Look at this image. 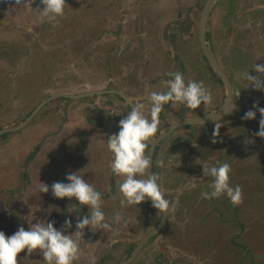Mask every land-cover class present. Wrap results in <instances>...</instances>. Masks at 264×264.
<instances>
[{"label": "rangeland", "instance_id": "374dc122", "mask_svg": "<svg viewBox=\"0 0 264 264\" xmlns=\"http://www.w3.org/2000/svg\"><path fill=\"white\" fill-rule=\"evenodd\" d=\"M205 1L66 0L59 24L47 23L44 29L46 22L36 9L43 8L40 0L31 11L14 7V0H0V128L19 125L42 100L56 93L115 89L134 105L145 104L147 114L151 92L166 91L162 81L169 79V71H180L186 82L203 81L212 91L213 103L195 111L165 105L158 134L172 121L212 112L223 104L225 89L198 40ZM225 1L214 7L208 33L221 65L233 76L234 90L241 94L233 97L220 119L179 127L158 146V182L176 208L165 230L131 264H264V174H259L264 168V139L254 135L261 116L257 111L255 120L242 119L247 111H256L254 104L264 108V91L236 78L244 70L258 75L253 65H264V0ZM244 54L247 64L240 59ZM129 111L117 94L56 99L25 127L1 136L0 231L11 236L21 226L29 230V223L43 220L54 222L59 230L70 219L73 227L67 233H74L77 216L88 215V206L80 208L75 198H55L51 185L68 183L66 176L79 172L102 193V210L116 231L85 229L82 254L75 264L124 260L130 246L161 217L150 200L138 206L120 205L107 139L119 132L120 121ZM215 123L222 124L220 142L212 143ZM197 159L210 165L230 164L232 186L239 185L249 194L248 199L242 190L244 202L235 207L239 214L226 196L202 198V193L211 191V178L203 177ZM251 176L258 179L252 182ZM40 183L50 191L40 192ZM61 201L66 204L58 206ZM116 213L123 217L119 225L111 220ZM88 233H94V238H86ZM18 261L43 264V256L27 257L25 250Z\"/></svg>", "mask_w": 264, "mask_h": 264}, {"label": "clouds", "instance_id": "9594fccd", "mask_svg": "<svg viewBox=\"0 0 264 264\" xmlns=\"http://www.w3.org/2000/svg\"><path fill=\"white\" fill-rule=\"evenodd\" d=\"M36 0H14V7L23 6L31 11ZM43 8L37 7L41 17L46 23L57 26L59 20L65 16L66 0H40ZM258 75H251L250 71L244 70L236 74V78L248 82L249 86L257 91H264V65L255 63L253 68ZM169 79L162 81L166 91H153L150 94V109L145 113V104L139 103L132 106L128 114L120 121L119 132L111 134L107 139V148L112 153L110 170L117 177L116 186L121 196L120 205L138 206L142 202L151 201L152 206L158 210V215L170 216L175 211V203L167 200L158 183L159 175L150 174L152 160L149 145L155 142L160 126V114L164 106L171 104L176 109L183 105L189 110L195 111L204 105L208 108L213 103V94L203 81H185L180 71H169ZM239 90H233V95L238 98ZM254 110H249L242 117L244 120H255L257 111L259 120V131L255 136L264 139V108L258 103L253 105ZM222 124L215 123L212 143L220 142V128ZM248 141H246L247 143ZM195 146V145H194ZM197 165L203 166V177L211 178L210 192L202 193L204 199H218L226 196L233 207L243 204V191L239 185L232 186L230 164L216 161L209 164L207 161H195ZM164 162L160 161L163 167ZM68 183L55 182L51 185V193L55 198L69 200L75 198L80 208L88 206L89 214L83 217L77 216L75 232L68 234L67 230L73 227L72 221L66 219L61 229L54 226V222L39 221L29 223V230L20 227L16 233L6 236L0 231V264H19L18 256L27 250V257L34 253L42 254L43 264H75L80 259L82 249L80 237H84L85 229L92 232L103 231L114 232L113 224L106 218L102 205V193L94 188L92 184L79 175V172H71L66 176ZM40 192L48 193L49 186L40 183ZM75 206V205H73ZM69 209V208H68ZM71 213V211H68ZM112 222L119 225L123 221L120 213L111 217Z\"/></svg>", "mask_w": 264, "mask_h": 264}, {"label": "water", "instance_id": "95a60500", "mask_svg": "<svg viewBox=\"0 0 264 264\" xmlns=\"http://www.w3.org/2000/svg\"><path fill=\"white\" fill-rule=\"evenodd\" d=\"M220 0H206L201 14L199 18V24H198V40L200 47L202 49V52L204 54V57L206 58L209 66L211 69L216 73L217 77L221 80L224 89H225V99L223 104L220 106V108L217 111L208 112L203 115L195 116V117H185L176 121H173L169 123L167 126L164 127V129L157 135V140L155 142H152V144L149 145L151 160H152V166L150 167V174H155L154 172V159H155V152L157 147L165 140L167 139L176 129L182 126L186 125H193V124H208L212 123L218 119H220L222 116L226 114V112L231 107V104L233 102V84L232 81L228 75V73L224 70L223 66L221 65L219 58L217 57V54L210 42V39L207 37L208 33V26L210 22V17L213 12L214 7ZM117 94L123 98V100L132 108L134 105L133 101L129 99L127 96H125L121 91L115 90V89H101V90H93V91H86L80 94H69V93H56L53 95H50L43 101H41L37 107L24 119L22 123L19 125L0 129V136L3 134H6L8 132H14L17 130L22 129L25 127L38 113L39 111L47 105L49 102H51L54 99L57 98H68V99H81L89 96L94 95H102V94ZM168 221V215L161 214V217L157 224H155L149 231L137 242L136 246L133 248L132 253L127 256L124 260L120 261L118 264H130L132 263L138 255L141 253V251L144 249V247L149 243V241L158 233L163 231L165 229V226Z\"/></svg>", "mask_w": 264, "mask_h": 264}, {"label": "trees", "instance_id": "16d2710c", "mask_svg": "<svg viewBox=\"0 0 264 264\" xmlns=\"http://www.w3.org/2000/svg\"><path fill=\"white\" fill-rule=\"evenodd\" d=\"M233 0H227V1H225L226 3H231ZM59 24V23H58ZM71 25H73V24H71ZM48 27V25H47V23L45 24L44 23V25H43V28L45 29V28H47ZM207 37L210 39V34L209 33H207ZM240 59L242 60V61H244L246 64L248 63V59H246V55L244 54L243 56L241 55V57H240ZM240 60V61H241ZM47 64H50V61H48V63ZM53 64V63H52ZM210 67V66H209ZM211 68V67H210ZM212 70V69H211ZM213 71V70H212ZM213 74L214 75H216V73L213 71ZM216 78L218 79V81L222 84V82H221V80L217 77V75H216ZM232 78H233V76H232ZM231 77H230V79H232ZM223 85V84H222ZM62 99V98H61ZM221 106V105H220ZM220 106H218L217 108H215L214 110H212V111H217L219 108H220ZM208 113V112H207ZM156 152H157V150H156ZM155 159H156V154H155ZM261 170V172L262 173H259V174H264L263 172H264V168H261L260 169ZM154 172L155 173H157V169H156V165L154 164ZM258 173V172H257ZM249 179H251V181L252 182H255V179H258V178H253L252 176L249 178ZM261 180H263L264 181V177L261 179ZM260 180V181H261ZM243 190V189H242ZM244 191V193L246 194V196H247V198L249 199V194H247L246 192H245V190H243ZM260 192V191H259ZM261 195V194H260ZM226 200L228 199L227 197L225 198ZM215 205H216V203H215ZM233 206V205H232ZM217 208V205L215 206V209ZM234 209H235V211L236 212H238V210H236V208L234 207ZM214 211V210H213ZM238 214H239V212H238ZM158 236V234H156L152 239H151V241L152 240H154V239H156V237ZM188 239V238H187ZM187 241H189V242H191V240H187ZM137 244V243H136ZM136 244H133V245H131L130 246V249H129V251H128V253H127V256H129L131 253H132V250H133V248L136 246ZM176 247H178V246H176ZM126 256V257H127Z\"/></svg>", "mask_w": 264, "mask_h": 264}, {"label": "crops", "instance_id": "0c3cea01", "mask_svg": "<svg viewBox=\"0 0 264 264\" xmlns=\"http://www.w3.org/2000/svg\"><path fill=\"white\" fill-rule=\"evenodd\" d=\"M80 22H83V21H80ZM61 50H62V49H61ZM69 94H70V93H69ZM79 94H80V93H79ZM110 94H111V93H110ZM102 95H106V94H102ZM113 95H115V94H113ZM94 96H96V95H94ZM48 97H49V96H48ZM89 97H92V96H89ZM120 97H121V96H120ZM61 98H62V97L57 98V99H61ZM85 98H88V97H85ZM85 98H81V99H85ZM62 99H66V100H68V101L81 100V99H68V98H62ZM62 99H61V100H62ZM54 100H56V99H54ZM54 100H52V101H54ZM42 101H43V100H42ZM52 101H51V102H52ZM51 102H49V103H51ZM49 103H48V104H49ZM127 105H128V104H127ZM45 106H46V105H45ZM45 106H44V107H45ZM128 106H129V105H128ZM44 107H43V108H44ZM129 110H131V107H130V106H129ZM172 122H173V121H172ZM170 123H171V122H170ZM166 126H167V125H166ZM163 129H164V128H163ZM34 154H35V151H33V152L31 153L32 156H30L29 158H32V157L34 156ZM49 176H51V175L49 174ZM102 198H103V197H102ZM64 204H66V202H62V201H61L60 204L58 203V206H59V205H64ZM87 212H88V210H87L85 213H87ZM165 228H166V227H165ZM75 230H76V229H75V225H74V231H75ZM164 230H165V229H164ZM90 231H91V230H90ZM91 234H94V233H88L87 236H86V238L89 237V236L93 237ZM82 238H83V237H80V240H81V241H82ZM93 238H94V237H93ZM98 264H99V263H98Z\"/></svg>", "mask_w": 264, "mask_h": 264}, {"label": "flooded vegetation", "instance_id": "af4514ba", "mask_svg": "<svg viewBox=\"0 0 264 264\" xmlns=\"http://www.w3.org/2000/svg\"><path fill=\"white\" fill-rule=\"evenodd\" d=\"M205 59H206V58H205ZM206 61H207V60H206ZM207 63H208V62H207ZM208 65H209V64H208ZM0 129H4V127H3V128H0ZM3 135H4V134H3ZM3 135H1V136H3ZM1 136H0V137H1ZM39 148H40L39 146L36 147V150H39ZM157 148H158V147H157ZM156 150H157V149H156ZM154 164H155V163H154ZM158 234H159V233H158ZM150 241H151V240H150ZM150 241H149V242H150ZM148 244H149V243H148ZM145 247H146V246H145ZM134 261H135V260H134ZM134 261H133V262H134ZM133 262H132V263H133ZM130 264H131V263H130Z\"/></svg>", "mask_w": 264, "mask_h": 264}, {"label": "bare ground", "instance_id": "6f19581e", "mask_svg": "<svg viewBox=\"0 0 264 264\" xmlns=\"http://www.w3.org/2000/svg\"><path fill=\"white\" fill-rule=\"evenodd\" d=\"M155 154H156V152H155ZM154 163H155V159H154ZM159 183V182H158ZM167 223H168V221H167ZM167 225V224H166ZM166 227V226H165Z\"/></svg>", "mask_w": 264, "mask_h": 264}]
</instances>
